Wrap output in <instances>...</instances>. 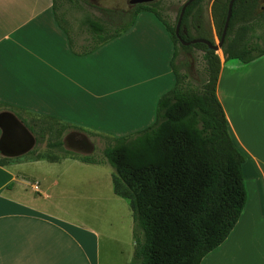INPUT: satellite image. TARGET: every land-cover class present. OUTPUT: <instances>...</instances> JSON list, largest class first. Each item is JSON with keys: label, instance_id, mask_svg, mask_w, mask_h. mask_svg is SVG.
Instances as JSON below:
<instances>
[{"label": "crops", "instance_id": "0c3cea01", "mask_svg": "<svg viewBox=\"0 0 264 264\" xmlns=\"http://www.w3.org/2000/svg\"><path fill=\"white\" fill-rule=\"evenodd\" d=\"M259 11L264 13V0ZM250 33L264 38V18L251 22ZM85 50L69 44L53 0H0V104L108 135L150 125L158 98L174 84V47L163 23L141 11L128 31ZM220 61L216 94L244 156L247 200L229 235L200 264H264V55L249 63L223 55ZM116 82L123 87L118 93ZM119 101L128 104L123 109ZM3 114L11 130L0 122V154L29 151V142L21 144L28 136L24 124L8 108L1 119ZM40 159L0 165V264H100L101 232L71 223L57 213L59 205L52 206L69 190L43 177L28 182L14 169ZM91 180L101 182L99 174ZM130 251L129 245L128 256Z\"/></svg>", "mask_w": 264, "mask_h": 264}, {"label": "trees", "instance_id": "16d2710c", "mask_svg": "<svg viewBox=\"0 0 264 264\" xmlns=\"http://www.w3.org/2000/svg\"><path fill=\"white\" fill-rule=\"evenodd\" d=\"M90 3V0H83ZM193 0L185 8L178 36L174 24L158 11V0L130 6L119 29L87 18L90 46L84 52L128 31L141 11L152 12L163 23L173 42L171 68L174 84L160 95L154 121L141 129L121 136H111L103 148L105 161L113 168V192L129 201L133 216V254L129 264H200L202 257L220 245L238 221L247 200L242 164L244 156L235 145L227 125L223 107L216 94L220 57L198 42L185 45L182 40L206 38L214 43L211 32L204 28L200 5ZM229 0H212L210 13L218 39L227 16ZM260 0H235L227 33L221 47L225 60L249 63L264 55V41H248L251 22L264 18ZM53 9L59 26L67 27ZM116 12L115 10H109ZM119 12V11H118ZM194 30V33L191 32ZM193 48L203 51L205 72L194 87L189 76L176 63L179 52ZM7 107L35 135L37 142L49 132L46 146L63 150V141L51 138L73 127L94 133L83 126L57 120L47 124L28 118L24 110ZM59 121V122H58ZM57 125V126H56ZM28 155L35 153L29 150ZM71 154L70 151H65ZM83 162H98L91 155H76ZM36 158H46L38 155ZM0 157V165L10 161ZM51 160H55L51 159Z\"/></svg>", "mask_w": 264, "mask_h": 264}, {"label": "rangeland", "instance_id": "374dc122", "mask_svg": "<svg viewBox=\"0 0 264 264\" xmlns=\"http://www.w3.org/2000/svg\"><path fill=\"white\" fill-rule=\"evenodd\" d=\"M184 1L158 0V11L167 22L173 25L178 8ZM211 1H201V18L204 28L211 32L214 43H217L219 39L215 32L210 13ZM55 5L57 14L61 18L63 25L67 27L69 35L72 37L77 49L81 48V46L93 44L86 22L87 18L104 23L108 30L112 31L121 27L122 23L126 20V12L130 9L128 0H90L89 4L83 0H55ZM109 10H115L116 12ZM191 32L194 33V30L191 29ZM248 41L253 44H262L264 38L257 35V33H250ZM216 53L220 58L223 55L221 50H218ZM176 63L180 64L181 72L188 74L189 83L194 87H198L201 75L205 72L203 51L198 48H193L188 53L180 51L176 58ZM119 84L118 82L115 83L114 90L116 93L123 89ZM114 95L117 96L118 94ZM120 98L121 101L124 100L122 97ZM118 104H124V106L121 105L124 109L128 103L126 101L124 103L119 101ZM1 111H7V107L0 105ZM24 115L40 122H47V124H57V120L45 116L27 112H24ZM4 116L5 114H3L2 119L0 117V122L5 126L8 125V122ZM7 130H11L9 125ZM26 130L28 136L25 138V141H21V144L29 142L26 146H32L31 149H34L35 153L27 156L28 151H23V153L14 155L12 158H36L38 155H44L46 158L36 162H25L21 165H16L14 169L22 173L25 172L29 177L27 179L28 182H34L35 180L42 179V177L47 182H50V180H55V183L60 182V185L66 187L69 191L60 200L55 197L51 202L52 206L55 203L54 207L59 205L57 213L71 223L84 225L85 227L93 226L101 232L100 264H129L130 262L128 261L129 259L131 261L134 248L132 210L127 199L113 193L111 177L113 168L105 161L102 153L103 148L111 142V136L116 135L99 132L87 133L69 127L60 136L55 135L51 138L52 141H63V150H59L56 147L46 146L49 132L45 133L41 141L37 142L35 135L27 128ZM21 139H23V136H21ZM32 139H34V142ZM7 140L8 142L11 141V136ZM65 151H70L71 154H67ZM73 154L91 155L98 161L95 163L98 166H87L78 162L73 163V160L70 158L66 161V157H70ZM0 157L5 156L0 154ZM54 158L55 160L59 159V161L51 160ZM76 159L80 160L79 158ZM98 174L101 181L99 184L91 180L93 176ZM52 188L55 189L56 185H52ZM129 228H131L130 240L127 235L129 234ZM129 245L131 249L130 256L127 254ZM122 248L125 250L124 254H120V251L123 250Z\"/></svg>", "mask_w": 264, "mask_h": 264}, {"label": "water", "instance_id": "95a60500", "mask_svg": "<svg viewBox=\"0 0 264 264\" xmlns=\"http://www.w3.org/2000/svg\"><path fill=\"white\" fill-rule=\"evenodd\" d=\"M152 1H154V0H128V3H129L130 6H132V5H135V4L152 2ZM192 1L193 0H185L183 2L182 6H181V9H180V12H179V16H178V19H177V22H176V26H175V33H176L177 36L179 35L178 32H179V28H180V25H181V20H182L185 8ZM234 1L235 0H229L228 8H227V16H226V19H225V22H224V26H223V29H222V32H221V36H220V38H219L217 43H213L209 39L200 38V37L193 38V39H191L189 41L182 40V43L185 44V45H189V44L202 42V43H205L209 49L214 50L215 52H217L218 50H221V47L223 45V42H224V39H225V36H226V33H227L228 24H229L230 17H231V14H232V5H233Z\"/></svg>", "mask_w": 264, "mask_h": 264}]
</instances>
